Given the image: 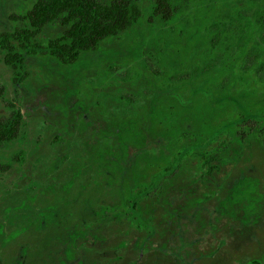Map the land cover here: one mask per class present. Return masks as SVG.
<instances>
[{
  "label": "trees",
  "instance_id": "16d2710c",
  "mask_svg": "<svg viewBox=\"0 0 264 264\" xmlns=\"http://www.w3.org/2000/svg\"><path fill=\"white\" fill-rule=\"evenodd\" d=\"M26 1L0 54L51 111L49 198L110 162L126 170L116 186L142 264H158L182 215L213 239L195 246L199 264H264V0ZM6 107L8 148L25 119ZM0 153L6 168L24 148ZM24 199L4 218L32 215Z\"/></svg>",
  "mask_w": 264,
  "mask_h": 264
},
{
  "label": "rangeland",
  "instance_id": "374dc122",
  "mask_svg": "<svg viewBox=\"0 0 264 264\" xmlns=\"http://www.w3.org/2000/svg\"><path fill=\"white\" fill-rule=\"evenodd\" d=\"M27 6L26 0H0V30L12 28L15 21L9 14ZM42 97L38 90L21 88L10 81V71L0 54V115L9 113L6 104L12 100L19 104L25 119L21 141L8 148L0 147L5 153L24 148L20 162L14 160L6 168L0 167V221L4 236L0 240V264H142L145 255L130 232L116 186L126 170L117 174L111 167L113 163H106L105 170L95 164L88 173L80 175L78 191L73 184L67 199L49 198L45 191L49 181L47 167L55 144L51 141V111L43 105ZM133 154L129 150L128 161ZM21 198H26L33 214L10 213L12 217L4 218V213ZM50 202H55L52 211L45 208ZM208 214L214 218L212 211ZM194 223L192 215L176 220L168 246L160 249L158 264H168L167 256L175 264H199L195 246L203 247L213 239L196 234Z\"/></svg>",
  "mask_w": 264,
  "mask_h": 264
}]
</instances>
